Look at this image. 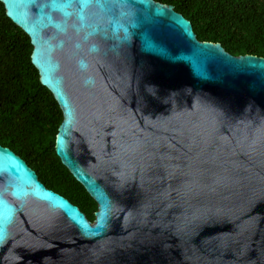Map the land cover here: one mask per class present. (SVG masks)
I'll return each instance as SVG.
<instances>
[{
	"label": "water",
	"instance_id": "1",
	"mask_svg": "<svg viewBox=\"0 0 264 264\" xmlns=\"http://www.w3.org/2000/svg\"><path fill=\"white\" fill-rule=\"evenodd\" d=\"M63 116L91 223L0 145V264H264V58L153 0H0Z\"/></svg>",
	"mask_w": 264,
	"mask_h": 264
},
{
	"label": "trees",
	"instance_id": "2",
	"mask_svg": "<svg viewBox=\"0 0 264 264\" xmlns=\"http://www.w3.org/2000/svg\"><path fill=\"white\" fill-rule=\"evenodd\" d=\"M191 22L199 42L234 57L264 58V0H153ZM29 37L0 3V145L21 157L40 182L94 222L97 205L55 153L62 112L31 63Z\"/></svg>",
	"mask_w": 264,
	"mask_h": 264
},
{
	"label": "flooded vegetation",
	"instance_id": "3",
	"mask_svg": "<svg viewBox=\"0 0 264 264\" xmlns=\"http://www.w3.org/2000/svg\"><path fill=\"white\" fill-rule=\"evenodd\" d=\"M42 183V182H41ZM46 187V186H45ZM47 188V187H46ZM47 189H49V188H47ZM49 190H51V189H49ZM53 191V190H52ZM55 192V191H54ZM55 193H57V192H55ZM57 194H59V193H57ZM91 223H93V222H91Z\"/></svg>",
	"mask_w": 264,
	"mask_h": 264
}]
</instances>
